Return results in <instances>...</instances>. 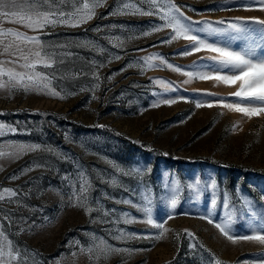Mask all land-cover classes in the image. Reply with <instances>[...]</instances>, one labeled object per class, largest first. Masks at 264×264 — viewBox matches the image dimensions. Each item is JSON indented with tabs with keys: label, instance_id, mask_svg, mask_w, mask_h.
I'll use <instances>...</instances> for the list:
<instances>
[{
	"label": "rangeland",
	"instance_id": "rangeland-1",
	"mask_svg": "<svg viewBox=\"0 0 264 264\" xmlns=\"http://www.w3.org/2000/svg\"><path fill=\"white\" fill-rule=\"evenodd\" d=\"M85 2L94 0H55L66 12ZM172 2L192 22L264 20L259 5L208 11L226 0ZM124 3L149 8L142 0H106L86 23H58L42 32L0 17V32L39 35L48 51L59 53L51 68L37 66L47 77L43 91L0 87V124L6 126L0 129V193H17L0 201V245L16 256L10 264H264V245L239 238L233 243L206 218L211 212L223 224L231 217L236 237L253 235L251 226L264 219V115L249 118L224 108L238 99L231 95L236 85L184 74L214 69L201 58L215 53L183 55L191 42H164L175 33L153 31L164 24L157 16L110 15ZM198 35L220 45L228 39ZM29 48L34 46L0 35V67L23 71L7 61ZM7 79L0 77V84ZM160 99L176 102L152 106ZM198 99L212 106L196 107ZM20 145L39 147L21 152ZM125 199L139 206L117 202ZM121 232L127 238L117 240ZM161 232L159 240L135 238Z\"/></svg>",
	"mask_w": 264,
	"mask_h": 264
},
{
	"label": "snow or ice",
	"instance_id": "snow-or-ice-1",
	"mask_svg": "<svg viewBox=\"0 0 264 264\" xmlns=\"http://www.w3.org/2000/svg\"><path fill=\"white\" fill-rule=\"evenodd\" d=\"M143 3L149 5L148 10L137 6L136 4L124 3L119 6L110 15L116 14H140L157 16L164 21L163 25H155L153 31H159L164 27L171 28L175 33L170 34V40L164 42H170L171 40H178L183 37L185 40L191 42L190 45L182 50L183 55H191L192 52H199L202 49L207 50L208 53H215L214 55H206L201 58V63L205 61L212 62L216 67L208 68L202 71L185 72L188 76H200L201 78H212L218 82H223L227 85H236V90L231 93L232 96L238 98L234 102L224 103L223 107L230 109L232 111L242 113L244 116L252 117L254 115H264V20L258 21H217V25L213 26L209 21H199L192 22L188 17L183 15L180 7L172 2V0H142ZM106 3V0H94L90 5L85 2L82 8L76 9L74 12H66L61 7L56 6L55 0H0V17H5L8 19H14V22L23 24L24 26L34 30L41 31L48 27L49 25L55 26L56 24H66L72 27H77L80 24L86 23L95 15V8L102 7ZM47 6V10H41L44 6ZM260 6L261 10H264V0H231L228 3L226 0L225 4L220 6H215L208 11L222 10L226 7H244L245 9L251 8L253 6ZM196 11L194 8L190 9ZM249 23H256L260 26L259 31L254 28L247 26ZM201 25V26H197ZM198 33H206L207 35H226L227 42L223 45L217 43H209L202 39ZM145 32L144 35H148ZM0 35H13L17 40L27 42L34 46V48H29L27 53L20 51L17 60L7 61L9 64H13L23 71H16L15 67L5 69L0 67V77H7L6 84H0V87H7L11 89L22 88L25 92L31 90L43 91L47 88V84L43 83L47 80V77L37 72V66L42 65L44 68H51L52 64L55 63L56 57L59 53L48 51L50 45L44 43L39 35L36 36H26L23 33L13 32L12 30H7V32H0ZM241 42L242 46L239 50H235L231 47L235 42ZM63 47V46H57ZM191 49V51L189 50ZM257 49L261 50V54L257 55ZM70 54V53H69ZM119 58V57H117ZM18 60H22L23 63H18ZM2 63V62H0ZM169 68H174L175 71H180L179 66L168 65ZM227 70L226 73L221 74L223 70ZM213 72L215 74H213ZM188 81H185L187 83ZM99 87V85H96ZM167 88L165 92H167ZM174 91H178V88H174ZM55 96H59V93L53 92ZM159 97H163L165 93H154ZM219 100L223 101L226 98L219 97ZM174 99H160L152 106H158L159 103L171 104L175 103ZM207 104L211 107L212 104L204 99H198L196 101V107H201ZM4 124H0V129L5 128ZM12 133H16L15 128L8 129ZM0 132V135H3ZM39 145H20V151L24 152L26 150H35ZM138 173H142V169H136ZM15 178V177H14ZM189 185V188H192ZM211 187L215 189L216 184L213 181ZM80 191L83 193L86 191L85 185L82 183L80 185ZM4 194L9 197L16 196V192L13 189L4 188L3 193H0V201L5 199ZM147 200V198H146ZM261 200H264V195H261ZM122 202L124 204H130L133 206H139L134 204L133 200L125 199ZM245 205L249 210V214L252 213V205L250 201H245ZM150 206L151 201H147ZM212 204L216 205L215 196L212 199ZM144 207L145 212L150 211V207ZM223 206L225 209L229 207L228 195L224 194ZM177 207V199L175 196L171 199V209L174 211ZM91 211V209H88ZM111 211H115L112 209ZM108 212H105L107 215ZM171 213H169V216ZM212 213L207 214V222L209 224H214V226L219 229L221 234L227 237L228 240L233 243L236 240L242 239L246 241H255L259 244L264 245V219L259 223H254L250 231L254 233L253 235H244L242 237H236L231 231L232 218H229V222L219 223L215 222L212 218ZM136 219V218H133ZM255 220V217H252ZM149 223H152L151 218H149ZM156 228L163 229V223H156L154 225ZM2 234V233H0ZM163 232L159 235L149 234L147 236L135 235V238H152L159 240ZM192 237V233H188ZM117 240H123L127 238V234L121 232L120 236L115 237ZM194 239V237H193ZM119 248H110V251H121ZM18 254V253H17ZM16 256L13 255L11 249L5 251L3 245H0V264H10L12 260H15Z\"/></svg>",
	"mask_w": 264,
	"mask_h": 264
}]
</instances>
